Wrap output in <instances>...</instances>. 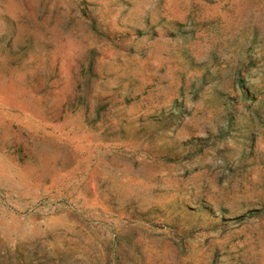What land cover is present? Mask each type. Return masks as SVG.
I'll return each mask as SVG.
<instances>
[{
	"label": "rangeland",
	"instance_id": "374dc122",
	"mask_svg": "<svg viewBox=\"0 0 264 264\" xmlns=\"http://www.w3.org/2000/svg\"><path fill=\"white\" fill-rule=\"evenodd\" d=\"M0 264H264V0H0Z\"/></svg>",
	"mask_w": 264,
	"mask_h": 264
}]
</instances>
